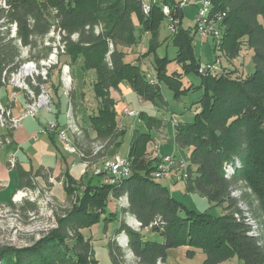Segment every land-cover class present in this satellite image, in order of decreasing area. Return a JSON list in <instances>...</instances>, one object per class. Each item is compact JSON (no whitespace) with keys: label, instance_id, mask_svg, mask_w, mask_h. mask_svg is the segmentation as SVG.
Here are the masks:
<instances>
[{"label":"trees","instance_id":"obj_1","mask_svg":"<svg viewBox=\"0 0 264 264\" xmlns=\"http://www.w3.org/2000/svg\"><path fill=\"white\" fill-rule=\"evenodd\" d=\"M210 2L214 14L209 18L221 15L222 38L214 49L232 62L246 47L253 52V73L243 76L232 70L219 77L210 72L200 74L201 63L193 45L195 27L183 28L184 12L176 8V0L153 3L156 5L152 4L149 16L143 13L141 0H0V94L26 61H46L54 52L58 60L65 57L67 65L81 62L82 69L95 72L93 91L99 108L87 119L96 141H82L81 137L88 135L82 129L81 134H73L74 147L80 157L84 155L81 160L87 166L118 140L112 91L119 92L121 84H127L144 102L159 105L164 102L163 85L178 100L195 90L183 89L182 78L188 74L199 76L198 89L203 95L197 102L198 111L192 123L178 122L174 126V144L189 153L188 163L185 160L188 173L181 179L187 193L197 194L222 209L218 217L190 211L154 179L159 159L147 160L146 145L153 139L152 129L159 130L163 121L140 112L138 117L149 132L137 130L132 136L126 157L132 175L111 186L103 180L105 173L100 175V182L88 181L84 197L59 215L56 227L38 241L26 248H0V264H98L92 240L85 239L83 231L101 220L108 224L119 218L109 210L110 197L125 198L122 212L139 225L140 230L135 231L122 221L115 233L126 234L127 249L137 264H165L168 251L182 246L189 248V259L202 251V264H225L235 258L242 264H264V0ZM163 5L170 7L173 18L178 20L170 40L177 50L174 59L168 52L163 57L158 52L163 45L160 29L167 19ZM53 33L62 36L63 48L56 45L55 37H50ZM147 35L148 45L141 58L152 57V79L140 63L125 61V50L141 44ZM24 49L29 51L28 59L22 57ZM174 61L182 74H168L167 67ZM41 79L35 82L37 96L45 83ZM52 99L53 119L59 122L60 104ZM5 130L0 135V145L13 136L15 127L9 124ZM48 136L55 143V134ZM14 169L20 177L17 190L32 191L36 178H47L41 174L43 169L27 172L17 162ZM64 177L65 192L71 197L72 188L82 185L86 178L83 174L76 181L68 173ZM249 218L259 231L256 236L251 234ZM143 231L158 233L165 242L147 241ZM69 241H73L72 246ZM108 248L112 264H126L118 240H111Z\"/></svg>","mask_w":264,"mask_h":264},{"label":"rangeland","instance_id":"obj_2","mask_svg":"<svg viewBox=\"0 0 264 264\" xmlns=\"http://www.w3.org/2000/svg\"><path fill=\"white\" fill-rule=\"evenodd\" d=\"M158 1L159 0H150L152 4L157 3ZM202 1L203 0H191L190 3L184 7V19L182 25L184 29H194L196 22L198 23L197 19H199V11L202 8V5L196 6V4ZM176 2H178V0H176ZM141 4L142 7L148 6L146 0H141ZM163 6L167 7V5ZM211 10L212 9L210 8V11ZM150 13L151 11H149L148 14H144L149 16ZM210 14V16H212L214 12L212 11ZM215 27L218 28V24H216ZM218 29H220V27ZM206 34H208V32ZM171 35L172 32L169 30V21L167 16V19L163 22L159 33L160 41L164 45H162L158 52L159 55L163 57L168 51L170 59H174L177 50L171 45ZM50 37H55L57 42L56 45L63 48L61 43V35L58 33H53L50 35ZM221 38V31H219L216 36V42H220ZM193 40L194 51L201 63L199 69L206 64L215 65L216 68L213 69V73L214 76L217 77L232 70H236L237 73H240L243 76L253 73V52L248 50L246 47L242 49L239 57L235 61L227 62L221 53L218 52V49H214V44L216 43L214 35L201 38V36L195 33ZM148 41L149 35H147L138 46L133 47V49L131 48L126 50L129 52L128 57H134L137 53L140 54L141 51L146 49ZM48 42L49 40H47V43ZM28 52V49H24L22 55L24 59L29 58ZM46 61L42 60L38 63L31 60L26 61V64H24L21 68L23 70L20 69L21 71L12 75L8 86L0 94V115L2 109L5 111V113L2 115V118H0V135H3L6 132L5 129H7V126H9V123L13 119L15 120L14 122L16 128V126L21 122L22 117L25 116L24 114L26 111V104H28L30 101L38 99L39 96H45V98L49 97L52 99L53 97L57 102L59 101L60 107L62 108L60 115L61 119L59 120H62L61 123L63 122L65 126L67 125L66 129L69 133V139L73 144L74 140H76V136L73 134H81L79 133L81 132V129L83 130V133H85L84 131H86V133L89 131L92 133L89 119L87 118L90 115L96 114L99 108V102L95 99L93 91V82L96 79V75L94 71H85L82 69L81 62L74 64V66H70L67 65L68 60L65 57H61L60 60H58V56L55 54V52ZM65 65L69 66L68 70L64 69ZM27 66L30 68V70L25 71ZM67 71L69 73L68 75L71 76L72 82L67 79V74H65ZM167 71L169 75L173 73L182 74V68L177 63H175V61L168 65ZM39 77L42 78L41 80H45V83L41 86L40 95L37 96V94H35V87H37L36 84H38ZM34 82H36V84ZM182 82L183 89L185 87H193L195 90L189 91L180 99L175 100L174 93L170 91L168 87L163 85L161 90L164 97V102H159V105H151L148 103L149 107H147L145 110V112L150 117H154L163 121L165 127L163 128L162 133L164 132L168 138L167 140L163 141L159 136L160 130L152 129L153 131L151 132H154L153 139H151V142L146 145V157L150 162L159 159L161 155L172 153L171 155H175L177 159L184 158L188 163L187 155L189 153L181 151L175 147V127L173 125L172 117H174V119L179 123H192L198 111L197 102L201 99L203 91L198 89L201 85V78L199 76L188 74L182 78ZM137 97L140 98L139 96ZM18 102L22 104L23 109L20 118L14 117L12 114V108L14 109ZM121 103L116 104V111L118 115H122L125 119H118L117 121L119 130L116 144H114L112 148L109 147V149H107L104 154L102 153L98 160H90V163H88V168L84 173L86 177L84 179L85 182H83L79 187L72 188V190H74L72 197L65 192L67 185L66 181H63L61 178L57 180L51 178L52 180H49L50 183L46 181L47 183L43 184L42 182L35 180V188L32 191H30V189L29 191L20 190L22 199L18 198L20 200L16 202L13 200L11 201L10 196L12 193L10 194L9 190L13 188V185L16 183L18 174L15 170H10L8 172L7 177L10 179V183L8 184L9 188L3 190V192L0 194V202L2 203V209H0V248L9 247L19 249L29 247L32 243L38 241L45 233L55 228L57 225V217L63 214L65 211L71 210L76 202L84 197V193L89 189V187H86L88 185V181L89 184L102 181L100 176L102 173L100 172L105 166H107L108 161L113 160V158L116 156L126 157L130 149L132 136L135 131L139 130L141 133L149 132L147 126L141 122L138 116L132 117L125 114L126 109L129 111H140L130 107L123 108V104ZM50 115L52 116V114ZM32 119L33 118L26 120V124H30ZM33 124L34 126L37 125L35 121H33ZM76 125L81 127L79 128L80 131L77 130ZM92 135L95 134L92 133ZM87 139H91V134H88L87 137H81V140L84 142H87ZM91 140L96 141L95 138ZM39 141L48 145L47 148H49L50 152L54 153L56 151L52 141L45 136L40 137ZM119 142L120 144H118ZM56 144L65 157L69 155L63 149L65 147L64 142L62 143V141H56ZM35 145V142L29 140V146H32L31 150L29 153L26 152V155L21 154V160L26 166L31 165V163L34 167L38 165L39 151L35 152ZM2 146L3 145H0V148ZM54 154H52L53 156L51 155V159H53V161H55ZM76 155H80V153ZM81 158L82 156L80 159ZM125 160H127L128 167H130L129 160L127 158H125ZM9 169L14 168L9 167ZM177 175L178 172L175 171L163 175L156 181L159 184L168 187L170 190L174 189L176 191L174 199L188 210L194 211L196 213H207L214 217H218L222 214V209L210 204L207 199L202 198L197 194L187 193L186 184L184 181H181L182 176H179V180H177ZM154 179L156 178L154 177ZM0 189H2L1 183ZM8 196L9 198L7 199ZM3 199H7V201L3 203ZM109 201V206H116L118 210H120L119 219L111 223L108 222V224H104L103 220H101L96 226L91 227V229H85V231H83L85 239L89 238L92 240L91 243L94 248V258L98 264H112L108 248V244L111 240H118L121 243L122 249L125 252L126 264H137L136 259L127 249L128 238L126 234L121 233L117 235L115 233L120 228L119 226L122 221H128L129 226L135 231L140 230L139 225L127 218V215H124L122 212L124 205L122 201L113 197H110ZM10 203H13V205ZM29 203L33 206L31 207ZM247 221H249L248 223L253 226V231L251 234L253 233V236L259 234V231L256 229L255 221H253L251 218H249V220L247 219ZM142 235L147 241L157 242L160 244L165 242L164 238L161 237L160 234L152 231H143ZM73 241H69L70 246H72ZM204 260L205 254L202 251H199V253L194 258L189 259L188 264H202ZM168 261V264H174L172 263L171 256L170 258L168 256ZM230 264H236V262L230 261Z\"/></svg>","mask_w":264,"mask_h":264},{"label":"crops","instance_id":"obj_3","mask_svg":"<svg viewBox=\"0 0 264 264\" xmlns=\"http://www.w3.org/2000/svg\"><path fill=\"white\" fill-rule=\"evenodd\" d=\"M135 24L138 25V22L136 19H135ZM145 51H146V49L141 51L140 54L137 53L134 57L133 56L128 57L129 52H127L125 50V52L127 53L125 61L128 63H134V64L140 63L141 69L143 71H145V73L148 75V77L150 79H152V77L154 75L153 59H152V57H148L147 59L146 58L142 59L141 56L143 53H145ZM135 95H136L135 92L133 93L131 88L127 84H121V86L119 88V92H114V91L111 92V97L113 99H115L116 104H118V103L120 104L122 102L121 104H123V108L130 107V108H134L140 112H145L146 108L149 107V104L146 102H143L141 98H138ZM140 100H141V102H140ZM26 106H27V104H26ZM26 106H25V108H26ZM22 110H23L22 104L20 102H18L17 106L14 107V109L12 108L13 116L20 118ZM115 110H116V107H115ZM61 111H62V108L60 107V112ZM30 118H32V117L23 116L21 119V122L15 128L13 136L8 138L7 143L4 144L0 148V152H1V154H0V183L2 184V189H0V194L3 192V190H6L7 188H9L8 184L10 183V179L7 177L8 172L10 170H15L18 174V171L16 169H9V167H8V163L12 157H15L18 165H20L27 172H29V171L36 172L38 169H43L41 171V174L44 176H47V178L39 177V178L35 179V180L42 182V184L47 183V182L50 183V181L52 180L51 178H53L54 180L61 178L63 181H65V177H64L65 173H68L70 176H72V178L74 180L80 181L81 178L83 177V174L87 170L88 166L82 162V160L80 159V157L78 155H72L70 153H68L69 155H67L66 157L63 155L62 151L60 150V148L56 144V141L61 142L57 138H56L55 143L52 142L54 144V147L56 148V151L54 152L55 154L50 152L49 148H47L48 145L39 141L40 137H42V136H45L46 138L51 140L48 135L40 134V130L42 129L43 126H46L48 124V122L54 120L53 115L51 116L46 110L43 109L40 111L39 118H33L32 121H30V124L29 123L26 124V120H29ZM59 119H61V117ZM59 119H58V121H59L58 123L62 127L66 128L67 125L65 126L63 122L61 123L62 120L60 121ZM118 119L122 120L125 118H123L122 115L120 116L117 114V121H118ZM173 119H174V117H172V120ZM33 121H35L37 123L36 126H34ZM164 127L165 126L163 124L162 127L159 129L160 130L159 136L161 137V139L163 141L168 139L166 137V135L164 134V132L162 133ZM92 133H94V132L92 131ZM92 133H90V131L88 132V134H91V139L96 138V135H92ZM151 133L153 134L154 132H151ZM29 140L30 141L32 140L33 142L36 143V145L34 147L35 152L39 151V157H38L39 162H38V165L36 167H34L32 165V163H31V165L26 166V165H24L23 161L21 160V154L26 155V152L29 153V151L31 150L32 146H29ZM52 154L55 155V161H53V159H51ZM171 154H166V155H171ZM127 155H126V157H127ZM126 157H123V158H126ZM17 176H18V178H17L16 183L13 185V188H11L9 190V193L10 194L12 193L10 196L11 201L13 200V197L19 191L17 189H19V186H20V177H19V174ZM164 187H166V186H164ZM166 188L169 190L171 196L173 198H175L174 196H175L176 191L174 189L170 190L168 187H166ZM22 191H29V190H22ZM8 198H9V196L7 197V199ZM7 199L6 200L3 199L2 202L4 203L5 201H7ZM120 201H122V203L125 204V198L120 199ZM109 210L112 213H117V214L120 213V210H118V208L116 206L115 207L109 206ZM127 216H128L127 218H129L130 220L135 222V219L133 217H131L130 215H127ZM119 217H120V214H119ZM125 223H126V225L129 226L128 221L125 220ZM187 251H188V248H186V247H182V249L181 248L171 249L168 251V256H169V258H170V256L172 257V263H174V264H188L189 259L187 257ZM198 253H199V251H196V255ZM230 261H235L236 264H242L236 258L232 259ZM230 261L225 263V264H230ZM168 262L169 261H168V257H167V261L165 264H168Z\"/></svg>","mask_w":264,"mask_h":264},{"label":"built area","instance_id":"obj_4","mask_svg":"<svg viewBox=\"0 0 264 264\" xmlns=\"http://www.w3.org/2000/svg\"><path fill=\"white\" fill-rule=\"evenodd\" d=\"M147 4L149 6V8H151V11L153 9V5L152 2H150V0H146ZM191 0H178L177 4L175 5L176 8L178 10H183L184 7H186ZM208 2H206V0H203L202 2H198L196 4V6L202 5V8L207 7ZM168 21H169V30L172 32V34L176 33L177 30V24H178V20L173 18L172 13H171V9L170 7H168ZM221 15L218 14V17H213V18H209V34H202V23H197L196 22V26H195V31L197 33V35L201 36V38H205L207 36H215V42H216V36L219 33V31H222L221 29H218L217 27H215L216 24H218L219 26V20ZM216 68L215 65H211V64H206L204 66H202L199 69L200 74H206L207 72H210L214 75L213 73V69ZM64 69L68 70L69 66L64 67ZM67 74V79H70V82H72L71 76L68 75V71L65 73ZM35 83V82H34ZM52 99L45 98V96H39L38 99L34 100V101H30L27 106H26V111H25V117H32V118H38L40 111L41 110H46L49 114L53 113L52 110ZM5 113V111L2 109L1 110V115L0 118H2V115ZM125 114L135 117V116H139L140 112L137 111H129V110H125ZM15 120H11V122L9 123L12 127H15ZM177 121L173 119V125L177 126ZM65 131L66 128L62 127L59 125V123L55 120H52L50 122H48V124L46 126H43L42 129L40 130V134L42 135H48L50 133H52L53 135L55 134L56 138L58 140H65V147L64 150L67 153H70L72 155H76L73 154L71 149H70V145L66 144V139H65ZM80 157V155H78ZM16 158L12 157L9 161L10 167L14 168L16 165ZM155 172L153 173V177H155V180L160 179L163 175L165 174H169L172 172L177 171L178 175H177V180H179V176H187V170H186V163H185V159L184 158H178L175 155H161L159 157L158 162L156 163V170H154ZM100 173H105V178H104V182L109 184L110 186L114 183L117 182V180H119L120 178H124L125 176H131L132 172H127L126 168H125V158L121 157V156H116L115 158H113V160L108 161L107 166H105L103 168V170ZM18 194H16L13 197V201L16 202L21 198L22 199V195L20 194V190L17 192Z\"/></svg>","mask_w":264,"mask_h":264},{"label":"bare ground","instance_id":"obj_5","mask_svg":"<svg viewBox=\"0 0 264 264\" xmlns=\"http://www.w3.org/2000/svg\"><path fill=\"white\" fill-rule=\"evenodd\" d=\"M153 1H156V0H153ZM206 2H208V6L207 7H205V8H201L200 9V11H199V19H197L198 20V23H202V34L204 33V34H206L207 32H208V34H209V16H210V8H211V2L209 1V0H206ZM145 5V4H144ZM153 5H156V4H153ZM164 7V6H163ZM143 13H145V14H148L149 13V11H151V8H149V6H143ZM163 12L168 16V8L167 7H164L163 8ZM147 16V15H146ZM166 16V17H167ZM220 40V39H219ZM47 62V61H46ZM29 64V63H28ZM21 70H23V69H21ZM28 70H30V68L27 66L26 68H25V71H28ZM21 73V72H20ZM20 75V74H19ZM45 76V75H44ZM69 81H70V79H69ZM77 126V125H76ZM75 126V127H76ZM77 128V130L78 131H80V127H76ZM80 133V132H79ZM69 133H68V131H67V129H66V131H65V139H66V144H69L70 146V149H71V151H72V153L73 154H78L79 153V151H77V149L75 148V147H73V144L70 142V139H69V135H68ZM60 141H62V142H64L65 143V140H60ZM99 150V149H98ZM82 157H83V155H81ZM108 164V163H107ZM106 165V164H105ZM125 168H126V171L127 172H129L130 171V167H128V163H127V160H125ZM126 177V176H125ZM124 177V178H125ZM121 179L122 178H120L119 180H117V182L118 181H121ZM183 181V180H182ZM116 182V183H117ZM116 183H114V184H116ZM253 234V233H252Z\"/></svg>","mask_w":264,"mask_h":264}]
</instances>
